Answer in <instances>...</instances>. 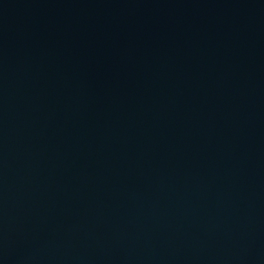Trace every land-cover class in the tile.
<instances>
[{
	"label": "water",
	"instance_id": "1",
	"mask_svg": "<svg viewBox=\"0 0 264 264\" xmlns=\"http://www.w3.org/2000/svg\"><path fill=\"white\" fill-rule=\"evenodd\" d=\"M0 264H264V0H0Z\"/></svg>",
	"mask_w": 264,
	"mask_h": 264
}]
</instances>
